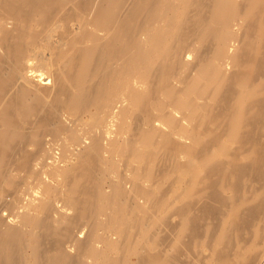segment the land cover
I'll return each instance as SVG.
<instances>
[{
    "label": "bare ground",
    "instance_id": "obj_1",
    "mask_svg": "<svg viewBox=\"0 0 264 264\" xmlns=\"http://www.w3.org/2000/svg\"><path fill=\"white\" fill-rule=\"evenodd\" d=\"M0 264H264V0H0Z\"/></svg>",
    "mask_w": 264,
    "mask_h": 264
}]
</instances>
